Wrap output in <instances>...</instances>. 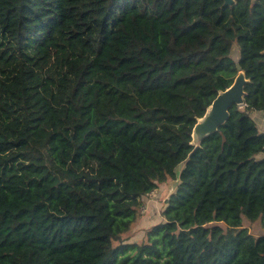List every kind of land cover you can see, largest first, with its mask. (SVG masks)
I'll return each instance as SVG.
<instances>
[{
    "label": "trees",
    "instance_id": "obj_1",
    "mask_svg": "<svg viewBox=\"0 0 264 264\" xmlns=\"http://www.w3.org/2000/svg\"><path fill=\"white\" fill-rule=\"evenodd\" d=\"M235 43L245 105L125 244L237 76ZM262 111L264 0H0V264H264L245 227L264 224Z\"/></svg>",
    "mask_w": 264,
    "mask_h": 264
},
{
    "label": "water",
    "instance_id": "obj_2",
    "mask_svg": "<svg viewBox=\"0 0 264 264\" xmlns=\"http://www.w3.org/2000/svg\"><path fill=\"white\" fill-rule=\"evenodd\" d=\"M234 0H224L225 5H232ZM238 70L233 83L224 90H220L206 109L203 116L197 119L196 124L192 130V140L190 145L193 150L188 157L180 162L174 169L175 179L169 184V194L167 200L174 196L182 184V174L187 169V166L192 158V154L202 146L203 141L211 135L218 132L219 128L227 123L230 118V109L233 106L243 107L245 105V88L249 82L243 71L241 62V46L235 43L228 55Z\"/></svg>",
    "mask_w": 264,
    "mask_h": 264
},
{
    "label": "rangeland",
    "instance_id": "obj_3",
    "mask_svg": "<svg viewBox=\"0 0 264 264\" xmlns=\"http://www.w3.org/2000/svg\"><path fill=\"white\" fill-rule=\"evenodd\" d=\"M262 156V155H261ZM172 179L159 184L158 189L154 192L144 196L141 200V206L136 222L133 224L130 232L124 235L123 241L125 244L137 243L142 244L147 241V232L153 226L164 221L162 213L166 207V200L169 194V184ZM245 227L248 228L251 234L260 235L264 234V224L261 219L254 222L246 220ZM120 243L115 242L114 245Z\"/></svg>",
    "mask_w": 264,
    "mask_h": 264
},
{
    "label": "crops",
    "instance_id": "obj_4",
    "mask_svg": "<svg viewBox=\"0 0 264 264\" xmlns=\"http://www.w3.org/2000/svg\"><path fill=\"white\" fill-rule=\"evenodd\" d=\"M253 119L258 125V128L261 132H264V111L262 112H254L252 114Z\"/></svg>",
    "mask_w": 264,
    "mask_h": 264
}]
</instances>
